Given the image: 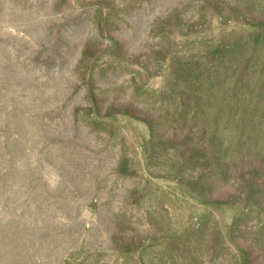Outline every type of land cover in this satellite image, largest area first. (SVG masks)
<instances>
[{
  "label": "rangeland",
  "instance_id": "rangeland-1",
  "mask_svg": "<svg viewBox=\"0 0 264 264\" xmlns=\"http://www.w3.org/2000/svg\"><path fill=\"white\" fill-rule=\"evenodd\" d=\"M0 264H264V0H0Z\"/></svg>",
  "mask_w": 264,
  "mask_h": 264
}]
</instances>
